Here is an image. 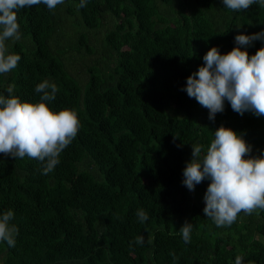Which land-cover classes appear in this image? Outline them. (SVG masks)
<instances>
[{
    "label": "trees",
    "instance_id": "16d2710c",
    "mask_svg": "<svg viewBox=\"0 0 264 264\" xmlns=\"http://www.w3.org/2000/svg\"><path fill=\"white\" fill-rule=\"evenodd\" d=\"M80 2L20 9V39L6 41L21 59L0 74V94L13 87L35 103L47 80L58 89L48 106L74 110L80 127L46 175L36 159L0 153V215L12 210L18 229L14 247L0 241V264H235L238 255L264 264V210L217 227L203 212L210 180L194 191L183 184L192 145L206 150L220 126L242 136L249 155L264 150V116L225 100L210 120L183 90L211 47L226 54L236 35L264 31V0L244 11L222 0Z\"/></svg>",
    "mask_w": 264,
    "mask_h": 264
},
{
    "label": "clouds",
    "instance_id": "9594fccd",
    "mask_svg": "<svg viewBox=\"0 0 264 264\" xmlns=\"http://www.w3.org/2000/svg\"><path fill=\"white\" fill-rule=\"evenodd\" d=\"M63 2L0 0V74L15 69L21 59L20 55L9 53L6 46L8 39H20L17 12L40 3L53 10ZM222 2L230 10L244 11L258 0ZM85 6L86 0H81L78 7ZM256 40L264 41V31L236 35L237 46L226 54L211 47L203 56V66L187 77L183 90L209 110L210 120L224 111L225 100L240 115L251 112L264 116V47L251 57L246 50H241V46L246 48ZM13 91L9 87L7 96L0 94V153L15 159L25 156L36 159L43 163L42 174L46 175L59 164L60 153L76 137L80 127L77 114L71 109L56 112L48 106V102L55 100L58 89L47 80L36 86L35 92L40 98L35 103L21 102L12 95ZM214 136L206 150L203 145H192V158L183 169V184L194 191L196 185L209 179L203 212L217 227L231 226L241 211L251 215L258 209L264 210V150L259 156L249 155L251 145L224 126L217 128ZM136 215L141 223L148 219L143 209H138ZM13 217L12 210L0 215V241H6L9 247L15 246L18 234L17 227L10 225ZM191 231L192 224L188 222L180 228L185 243L190 242ZM143 242V236L136 238L137 244ZM170 255L177 259L175 253ZM235 264H245L244 257L236 256Z\"/></svg>",
    "mask_w": 264,
    "mask_h": 264
}]
</instances>
